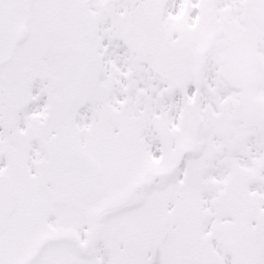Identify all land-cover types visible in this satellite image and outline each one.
<instances>
[{"label":"snow or ice","instance_id":"6c2138e0","mask_svg":"<svg viewBox=\"0 0 264 264\" xmlns=\"http://www.w3.org/2000/svg\"><path fill=\"white\" fill-rule=\"evenodd\" d=\"M0 264H264V0H0Z\"/></svg>","mask_w":264,"mask_h":264}]
</instances>
